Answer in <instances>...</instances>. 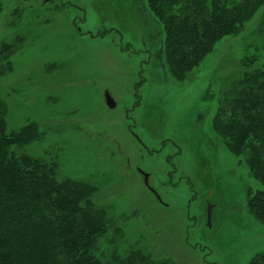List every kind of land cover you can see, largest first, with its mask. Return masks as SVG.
<instances>
[{
  "label": "rangeland",
  "instance_id": "obj_1",
  "mask_svg": "<svg viewBox=\"0 0 264 264\" xmlns=\"http://www.w3.org/2000/svg\"><path fill=\"white\" fill-rule=\"evenodd\" d=\"M162 31L146 0H0V46L14 49L0 78L7 129L35 124L40 138L23 150L56 160L59 180L94 187L115 222L98 245L105 260L140 251L155 262L249 264L264 253L249 194L264 185L213 119L242 61H264V5L183 81L164 62Z\"/></svg>",
  "mask_w": 264,
  "mask_h": 264
},
{
  "label": "trees",
  "instance_id": "obj_2",
  "mask_svg": "<svg viewBox=\"0 0 264 264\" xmlns=\"http://www.w3.org/2000/svg\"><path fill=\"white\" fill-rule=\"evenodd\" d=\"M164 33L162 54L170 75L183 81L223 38L240 33L264 0H146ZM10 45L0 46V78L12 72ZM245 72L220 102L213 128L229 151L246 161L264 185V61L245 58ZM0 99V264H172L143 252L105 260L99 242L115 226L92 201L94 187L59 180L58 163L37 159L23 146L40 138L28 125L9 132ZM250 214L264 224V189L249 194ZM249 264H264V253Z\"/></svg>",
  "mask_w": 264,
  "mask_h": 264
},
{
  "label": "water",
  "instance_id": "obj_3",
  "mask_svg": "<svg viewBox=\"0 0 264 264\" xmlns=\"http://www.w3.org/2000/svg\"><path fill=\"white\" fill-rule=\"evenodd\" d=\"M46 2L48 0H45ZM106 102H107V105L111 108V109H115L116 108V103L114 101V99L111 97L110 94H107L106 95ZM144 177H145V182L148 183V180H149V175L144 173V172H141ZM158 199L160 200V198L158 197ZM212 209H213V206L212 205H209L208 206V209H207V218H208V225L209 227L211 226V219H212Z\"/></svg>",
  "mask_w": 264,
  "mask_h": 264
}]
</instances>
